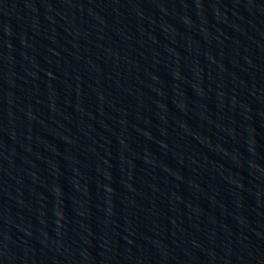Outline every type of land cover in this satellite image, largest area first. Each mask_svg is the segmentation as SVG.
<instances>
[{
  "label": "water",
  "instance_id": "obj_1",
  "mask_svg": "<svg viewBox=\"0 0 264 264\" xmlns=\"http://www.w3.org/2000/svg\"><path fill=\"white\" fill-rule=\"evenodd\" d=\"M0 264H264V0H0Z\"/></svg>",
  "mask_w": 264,
  "mask_h": 264
}]
</instances>
